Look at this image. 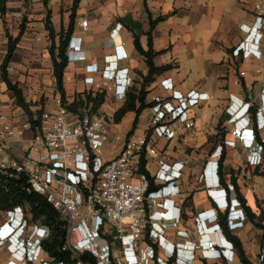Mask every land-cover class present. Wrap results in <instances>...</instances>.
<instances>
[{
	"label": "crops",
	"instance_id": "crops-1",
	"mask_svg": "<svg viewBox=\"0 0 264 264\" xmlns=\"http://www.w3.org/2000/svg\"><path fill=\"white\" fill-rule=\"evenodd\" d=\"M72 1L48 0L47 3L56 31L61 26L66 28L72 16L69 37L72 35L75 39L81 40V49L85 54V59L67 60L63 72L67 99L71 100L75 93L85 89L104 92L105 99L99 107V112L106 115L107 120H111L112 126L116 127L120 121L113 120V112L124 102L130 90L139 87L141 74H145L148 69L144 56L135 47L134 38L137 36L141 46L147 48L149 17L164 15L152 29V45L154 50L158 51L153 60L156 65L164 63L171 65L154 76V80L147 86L146 100L156 101L164 98L171 103L175 102L170 98V90L163 88L160 84V80L166 77H170L174 87L182 92L194 88L208 94L207 99L196 104L199 105L198 113L194 108L195 105L190 106L183 114V121L173 125L176 130L175 137L172 139L160 137L155 141L161 155L168 156L171 160L187 159L179 180L183 196L178 197L175 202L182 206L183 221L179 227L186 229L189 238L196 244L199 231L194 216L215 204L207 193V186L216 184L223 186L233 183L232 179H235V186L227 192V195L237 197V193L240 192L245 197V205L258 214L261 195L260 189H255V183L259 175H251L252 164L246 162V155L241 152L239 142L234 146H223L217 163L214 160L206 163V160L214 158L210 157L215 147L211 144V136L216 133L214 127L217 124L224 131L220 134L221 137L233 138L229 131L232 125L228 120L230 113L227 111L231 102L229 94L243 98L244 101L253 102L251 106L255 110L254 113L250 110V125H256L255 111L260 107V93L264 84V25L261 29L263 34L259 40L261 49L259 57L253 54L235 55L232 52L251 26L253 14L250 3L252 0H79L74 8H72ZM45 13L46 6L43 0H7L5 10L0 12V30H5L7 25L17 21L15 27L8 30L13 36L17 35L18 21L20 20V23L25 14L24 31L15 48L14 56L17 59H12L11 63L14 65L8 66L9 77L13 81L19 79L18 82L24 94L28 91L31 94L44 93L49 96L46 103L49 106L52 105L55 79L48 52L49 39L44 27ZM82 18L87 19L86 27L80 24ZM114 27L120 38L119 42L127 51V57L119 59L118 65L128 66L132 83L134 79L137 82L133 86L132 83L130 84L125 98L115 96V72H106L103 77L100 70L93 71L91 74L94 75V81L91 83L84 81V76L90 73L86 71V64L94 63L98 68H102L106 63L105 55L114 51L110 41V31ZM13 68L15 70H12ZM241 70L244 71L243 74L240 73ZM24 79H26V86L21 83ZM149 93H152V98L148 97ZM154 104L150 105L151 111ZM233 105L236 109L231 108L235 113L234 117L239 118V114L246 106L241 108L239 104L237 107L235 103ZM0 113L7 114L15 124L27 120L24 119L23 113L14 103L10 91L1 79ZM140 114L133 130L136 133L149 127L150 116L147 124L139 128ZM261 117L264 120V112ZM132 120L124 130L117 151L112 156L107 154L103 155L104 157L110 158L119 152ZM113 131L114 129L108 130L107 143L111 138L110 133L116 130ZM255 131L257 142L263 143L264 125ZM117 134V137L120 136L119 132ZM182 139H185L186 143H183ZM219 142L220 139L216 146ZM12 144L13 153H21L24 143L14 141ZM103 149L104 146L102 151ZM155 166L156 163L153 160L148 161L146 165L151 173ZM203 170L208 175L200 179L199 175ZM245 213L246 218L243 224L231 229L227 226L226 210L220 208L218 217L223 216L226 228L240 238L245 253L254 262L259 250L264 246V231L261 227L254 225L246 210ZM263 221L264 218L262 223ZM213 222H204L206 228ZM206 232L216 241L220 238L217 231L207 230ZM222 232L226 235L223 226ZM171 233L172 231L167 234L170 241L175 242L181 239ZM235 257L238 258L237 254ZM223 260L209 259L210 262ZM232 260L225 261L229 264ZM239 263L242 264L240 261Z\"/></svg>",
	"mask_w": 264,
	"mask_h": 264
},
{
	"label": "built area",
	"instance_id": "built-area-1",
	"mask_svg": "<svg viewBox=\"0 0 264 264\" xmlns=\"http://www.w3.org/2000/svg\"><path fill=\"white\" fill-rule=\"evenodd\" d=\"M250 8L253 14L251 26L232 52L235 55L253 54L259 57L264 0H252ZM80 24L86 27L87 19L82 18ZM115 29L110 31L114 51L105 55L107 62L102 68L94 63L86 64V71L90 73L84 76L85 82L94 81L93 71L100 70L103 77L106 72H114L116 61L127 56L123 44L117 42ZM72 38L76 40L74 36ZM69 57L71 60L83 59L84 53L72 50ZM124 70L129 73L128 66ZM124 70H118L119 75H123ZM119 75L114 77L115 96L125 98ZM128 80L131 84L132 77L128 76ZM160 84L170 90V98L175 102L166 99L156 102L150 114L149 127L129 134L119 152L110 158L102 154V148L108 140L106 115L101 112H85L82 115L72 112L61 103L55 86L52 105L45 107L41 115L42 123L35 125L34 129L27 120L15 124L7 114L0 113V168L24 172L30 187L42 193L60 212L66 227L62 249H69L73 255L88 250L97 257V264H135L136 260L139 264H166L175 245L179 251L188 253L187 257L193 258V261L177 262L174 259V264H208L211 263L209 259L220 257L230 261L236 256L234 243L229 238L231 247L226 249L224 257L219 256V250L223 249L218 248L215 240L206 232L216 230L214 222L208 225V229L204 223L215 217L212 207L194 216L200 238L196 244L189 238L187 230L179 227L183 221L182 206L175 202L183 196L179 180L187 159L171 160L161 155L155 141L160 137H175L173 125L182 122L186 109L207 99L208 94L194 88L182 92L174 87L170 77L161 79ZM229 98L231 102L227 111L230 113L228 120L232 123L233 139L224 138V143L234 146L239 142L247 162L255 165L264 151V142H257L255 131L264 125L261 117L264 112V84L260 93L262 102L255 111L256 125L252 124L254 131L244 129L243 122L234 117L235 113L231 109L236 110L234 103L237 107L243 102L249 106L250 114L253 102L244 101L233 94H229ZM14 141L24 143L21 153H13ZM182 142L186 143V140L182 139ZM222 147L221 143L217 144L210 153V157L214 158L206 160V163L213 160L217 163ZM142 155L146 158V165L151 160L156 163L151 173L155 185L152 188L147 175L138 171ZM207 175L203 170L199 178H206ZM227 186L233 189L232 183H227ZM224 189H227L226 186L220 184L206 188L217 203L224 202ZM1 211L0 253H7L4 264H67L64 260H56L43 246L48 227L32 219L23 205L17 204ZM17 213L21 215L24 228L20 244L10 247L5 238L1 239L2 232L13 214ZM237 215V212L231 215L233 225L238 221ZM238 224L243 223L239 221ZM170 231L171 235L181 239L170 241L167 236ZM85 232L88 240L84 241L81 235ZM116 243L121 246V257L113 253ZM28 245L33 246L31 254L18 250ZM252 263L264 264V246ZM74 264L82 262L78 260Z\"/></svg>",
	"mask_w": 264,
	"mask_h": 264
},
{
	"label": "trees",
	"instance_id": "trees-1",
	"mask_svg": "<svg viewBox=\"0 0 264 264\" xmlns=\"http://www.w3.org/2000/svg\"><path fill=\"white\" fill-rule=\"evenodd\" d=\"M6 1L7 0H0V12L5 10ZM78 1L79 0L72 1V8L78 4ZM43 3L46 6L44 27L47 30V37L49 39L48 52L51 59L52 73L55 78L54 86L60 94L61 103L72 112L80 115L85 112L88 114L100 113L99 107L105 99L104 92L102 91L93 92L91 89H85L75 93L71 100L67 99L63 84V72L68 60L66 49L72 26V16L66 28L61 26V28L56 31L51 20L50 8L47 5L48 0H43ZM163 17L164 15H158L154 18L149 17L147 48L141 46L137 36L134 38L135 47L138 52L144 56L148 69L145 74H141L139 87L130 90L124 102L116 108L112 114L113 120L119 122L127 111H134L135 115L131 127L127 131V136L131 134L136 127L138 116L143 108L155 102L165 100L164 98L157 99L156 101L146 100L147 86L154 80V76L162 73L171 65L170 63L156 65L153 60L154 55L158 51L154 50L152 45V29L155 23ZM25 20L26 16L23 14L21 22L19 23V32L15 36L5 28L6 51L0 62V79L5 82L14 103L19 107L21 113L26 114L27 121L34 129L35 125H40L42 123L41 115L42 111L47 107V102L27 99L19 82L17 80L13 81L8 73V66L14 57L17 42L24 31ZM252 106H250V110L254 113L255 109ZM138 171L144 172L147 175L150 181V188L155 186L151 172L146 167V158L144 155L140 157ZM232 181L233 186H235V179H232ZM221 182H223V177H221ZM237 197L245 208L249 219L254 225L261 227L264 231L262 211L258 214L253 212L248 205H245V197L240 192L237 193ZM17 204L23 205L32 219L48 227V235L43 239L42 244L56 260H64L67 264H74L78 260H80L82 264H97V257L88 250L78 251L76 255H73L69 249H62L66 235L65 221L60 212L42 193L30 187L24 172L11 169L7 171L0 168V210L11 208ZM219 221L225 228L227 237L233 241L239 261L242 264H253L245 253L240 238L226 228L225 219L222 215L219 217ZM219 259L223 260V258ZM225 260L222 262L213 261L208 264H227ZM172 261L173 256L167 260L166 264H173Z\"/></svg>",
	"mask_w": 264,
	"mask_h": 264
},
{
	"label": "clouds",
	"instance_id": "clouds-1",
	"mask_svg": "<svg viewBox=\"0 0 264 264\" xmlns=\"http://www.w3.org/2000/svg\"><path fill=\"white\" fill-rule=\"evenodd\" d=\"M119 41H120V38L117 37V42H119ZM72 50H80V51L83 52V50L81 49V40L80 39L74 40L72 38V36H70L69 39H68V42H67V49H66V54H67V59L68 60H71L69 55H71V51ZM124 57H127V56H124ZM83 59H85V54H84ZM105 61L107 62L106 57H105ZM125 67L126 66H119L118 65V60H117L116 61V66H115V69H114V72H115L114 73V77H116V75H119L120 72H118V70H124ZM128 76H130V75L127 72V70H124L123 75H119V78L121 80L120 83H121V86H122L123 94L127 93L128 88L130 86V80H128ZM260 101L262 102V99H260ZM239 105H240L241 108L243 106H246L243 109V111L239 114V119L240 120L242 119L244 129H251L252 131H254L253 130V126H255V125L254 124H253V126H252V124L250 125V114L248 113L249 106L246 103H243V102L240 103ZM223 186H226V188H227V189H224L225 190L224 202L217 203L216 201H214L212 199L214 201V203H215L214 205H212L213 213L215 214V217L211 220V221H214L213 226H215V229H216L215 231H217L219 233V237L220 238L217 241L215 239H213V240H215V245L218 248H222L223 249V250H219V256H222V257L225 256L226 249L231 247V242L227 239L228 237L222 232V224L219 221L218 210L220 208H223V210H226L227 226L230 229L238 227V226H241V224H238V222L241 221V223H243L244 219L246 218V213H245V210L243 208V205H242L240 199L238 197H236V196H233V195L228 196L227 192L229 190H231V189L227 186V184L223 185ZM234 212H237V214H238L237 215L238 221H236L235 225H233L234 222H233V219H232V216H231ZM21 223H22L21 215L19 213L13 214V217H12L11 221L6 224V226H5V228H4L3 232H2L1 239L5 238L7 240V242H8L10 247H17L20 244L19 243L21 241V236L20 235H21V232H22V230L24 228V223H22V224ZM229 223L231 224V226L229 225ZM199 239H198V242H199ZM81 240H84V241L88 240V236H87L86 232L81 235ZM18 250L21 251V252L23 251V252H28L29 254H31L32 250H33V246L32 245H28L27 247L23 246L22 249H18ZM180 252L181 251H179L176 248V245H175V247L173 248V250H172V252L170 254L171 256H173V260L176 259L177 262L180 261V260H182V261L186 260L188 262H192L193 261V258L189 259L187 257V255H185L184 252L182 254ZM135 264H139V261L136 260Z\"/></svg>",
	"mask_w": 264,
	"mask_h": 264
},
{
	"label": "rangeland",
	"instance_id": "rangeland-1",
	"mask_svg": "<svg viewBox=\"0 0 264 264\" xmlns=\"http://www.w3.org/2000/svg\"><path fill=\"white\" fill-rule=\"evenodd\" d=\"M19 21H18V24H19ZM15 23H17V21L14 22V23L11 22L9 25L6 26V28L8 30H12V28L15 27ZM5 50H6V37H5V30L3 29L2 31L0 30V62L2 61V59L4 57ZM13 59L14 60L17 59L16 56H14ZM10 64L14 65V63H11V62H10ZM12 70H15V69L13 68ZM16 74H18V73H16ZM13 75H15V74L13 73ZM15 76H17V75H15ZM18 80L19 79H17V81ZM21 83L24 86H26L25 85L26 84V79L22 80ZM134 84H137L135 79L133 80L132 86ZM25 96H26L27 99H30V100H38V101H46L47 102V100L49 99V96L45 95L44 93L31 94L28 91H25ZM148 97L152 98V93H149ZM194 108L197 110V113H198L199 112V109H198L199 105H195ZM150 111H151L150 110V106H148V107H146V108H144L142 110V112L140 114V117H139V122H138L139 123V128L144 127L147 124L148 118L150 116ZM133 116H134V112H132V111L127 112V114L120 120L119 124L116 127L112 126L111 120H106L107 126H108V130L110 131V130L114 129V131L115 130L116 131L115 132L113 131L114 133H110V137L111 138L109 139L108 143L106 142L105 145H104V149L102 151L103 155H107L108 154L109 156H112L117 151L119 143H120V141L122 139V136L124 135V130L128 127V125L131 122ZM23 117H24V119H27V116H26L25 113H23ZM214 129H215L216 133L213 134L214 136L213 135L211 136V141H212L211 144H212V146L215 145V147H216V143H217L218 139H220L219 143H221L223 146H225V143H224V138L225 137L224 136H222V137L220 136V134L224 133V131L222 130V127L219 124H217L214 127ZM229 131L231 132V128H229ZM118 132L120 133L119 134L120 136L117 137V135H118L117 133ZM219 136L221 138H219ZM228 139H231V138H228ZM113 143H114V145H113ZM236 145H237V143H236ZM246 162H247V160H246ZM250 173H251V175L252 174L259 175V176L256 177L257 180H256V183H255V189L256 190L260 189L261 199H260L259 203L261 205H260V212L259 213H261V211H262V215H263V218H264V154H263L262 158H260V161L256 165L252 164ZM0 218H2V211L1 210H0ZM113 253L117 257L118 256L119 257L122 256V249H121V246L118 243L114 244ZM180 253L182 254L183 252H180ZM185 255L188 256L189 254L187 253ZM6 257H7V253L6 252L5 253L4 252L0 253V262H2V264L4 263ZM229 264H240L239 263V259L237 257H235L231 262H229Z\"/></svg>",
	"mask_w": 264,
	"mask_h": 264
}]
</instances>
